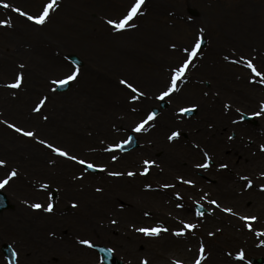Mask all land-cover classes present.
Listing matches in <instances>:
<instances>
[{
	"label": "rangeland",
	"instance_id": "obj_1",
	"mask_svg": "<svg viewBox=\"0 0 264 264\" xmlns=\"http://www.w3.org/2000/svg\"><path fill=\"white\" fill-rule=\"evenodd\" d=\"M0 2L37 14L48 0ZM134 2L58 0L59 7L44 26L32 24L10 8L0 9V21L12 22L11 28L0 27V159L6 162L0 167V180L12 169L18 173L1 189L11 209L0 214V226L5 221L7 229H0V264H7L1 251L5 244L17 253L18 264L24 256L28 264H102L99 255L81 240L110 248L125 264L144 260L194 264L200 253L185 257L177 249L163 247V253L156 255L154 245L167 237L176 241L171 233L182 228V223H195L197 228L184 229L186 239L180 240H194L195 246V239L204 237L208 249L228 245L223 249L229 254L223 264L264 258V246L258 247L264 238V84L259 78L251 82V70L243 63L231 62L254 56L258 69H264V0H146L144 15L132 22L135 27L116 31L107 24L108 19H121ZM235 14L249 16L247 33L226 28L225 21ZM219 27L222 34H216ZM199 37L206 47L189 66L187 81L178 82L180 91L166 98L167 107L161 109L164 101L157 96L169 83L172 67L187 55L182 49H191ZM234 42L240 50L233 49ZM70 55L83 62L78 67L80 74L66 93L53 91L57 86L52 80L77 68L69 62ZM18 74L24 77L21 87H5ZM122 79L143 90L145 97L133 104V94L120 84ZM43 97H48L44 107L34 112ZM188 107L195 108L194 116L180 113ZM156 108L160 111L145 130L134 131ZM258 112L255 121L243 120V115ZM5 120L34 131L36 137L22 136L8 128ZM172 131H179L180 136L169 141ZM134 134L138 140L134 150H106ZM39 139L105 170L87 172L38 143ZM205 152L211 166L198 169ZM145 160L155 164L146 166ZM221 164L228 167L220 168ZM145 168L147 174H141ZM129 171L136 175L129 177ZM112 172L123 175H109ZM181 178L193 184L181 183ZM248 180L252 187L237 191ZM223 182L228 184L220 185ZM166 184L172 187H163ZM232 185L240 187L232 193L227 190ZM33 203L44 207L51 203L53 211L33 209ZM197 204L209 212L199 215ZM253 216L258 217L255 223L240 219ZM22 219L31 224L25 222L21 234L12 222ZM172 219L178 223L171 224ZM165 224L170 227L168 233L160 237L143 234V241L136 242L135 228ZM24 232L35 239H26ZM232 235L239 249L235 255L230 251ZM220 239L227 243L222 241L223 245ZM241 253L243 262L233 260ZM73 257L79 261L69 262Z\"/></svg>",
	"mask_w": 264,
	"mask_h": 264
},
{
	"label": "snow or ice",
	"instance_id": "obj_2",
	"mask_svg": "<svg viewBox=\"0 0 264 264\" xmlns=\"http://www.w3.org/2000/svg\"><path fill=\"white\" fill-rule=\"evenodd\" d=\"M146 0H135V2L132 4L130 9L127 11V13L119 20H113V19H108L107 24H109L114 30L116 31H124L127 28L130 27H135V24L132 22L138 15H144V12L142 11V6L145 5ZM0 7H3L5 9H11L12 11L18 13L20 16L25 17L28 21L32 22V24L37 25V26H44L46 23H48L50 19V15L56 11V9L59 7L58 0H48V2L43 6L42 10L37 13V14H30L27 11L22 10L19 7H14L10 3L7 2H0ZM0 27H6V28H11L12 27V22L10 20H3L0 21ZM203 31V29H201ZM204 43L203 37H199L194 45L189 48H184L182 49L183 52H185L187 55L185 58L181 61L180 64L173 66L171 69V75L169 78V83L159 92L157 99L164 101L166 98L172 96L173 93H178L180 91L178 87V82H186L187 81V74L189 70V66L193 64L194 59L198 56V53L201 51L202 44ZM175 45H172V48L175 49ZM225 59H228V57H225ZM255 57H244L240 56L237 60H233L232 63H243L245 67L251 70V74L253 76V79L251 82L255 83L256 79L259 78V82L264 84V69H258L257 65L254 63ZM20 68H23L24 65L21 64L19 65ZM79 68H75V70L71 71L68 73L64 78L59 79V80H52L51 83L53 85H56L59 88H65L67 87L71 82L76 81L77 77L79 76ZM23 74H18L14 80V82L6 84L5 87L11 88V89H19L22 85L23 82ZM120 84L123 85L125 88L129 89L133 95H131L130 99L133 104H135L137 101L141 100V98L145 97V93L143 90L139 89L137 86H134L132 82H129L127 80H120ZM53 91H56V88L54 87L52 89ZM48 97H43L39 100V102L34 106L33 111L39 113L41 109L44 107ZM194 107H188V108H181L180 113L181 114H186L194 111ZM133 111H135V108H133ZM261 111H264V105L261 106ZM255 115H260V113H256ZM157 116V113L155 111L149 112L146 115V119H143L134 129L136 132H141L142 130H145V125H148L150 121H153ZM44 119H47L45 116ZM7 125L8 128L13 129L15 132L21 134L24 137H29V138H35L36 133L32 130H25L22 127H18L14 123H9L7 120L3 121ZM180 132L179 131H172L171 134L168 136L169 141L176 140L179 138ZM231 138V137H230ZM130 142V141H129ZM38 143L44 145L46 148L50 149L53 153H55L57 156L64 157L68 160L74 161L77 164H80L84 166L85 169H92L95 170L98 166L88 162L84 159L78 158L74 154H69V152L63 150L61 147L53 145L51 143H48L46 140L39 139ZM123 150L124 145L119 144L115 148L110 147L107 148L106 150L108 151H115L116 149ZM261 151H264V145L261 146ZM205 156V161L202 163H198L196 167L198 169H207L211 166V157L208 156V153H204ZM113 160L116 159L115 156L112 157ZM6 162L3 159H0V167H4ZM144 164L146 166H151L154 165V161H148L145 160ZM220 168L226 169L228 167L227 164H221L219 166ZM101 171H104L102 167L100 168ZM148 169L145 168L144 172L141 174H147ZM18 175L17 171L15 169H12L8 176L4 178L3 180H0V189H3L6 185L9 184V181L16 177ZM109 175L113 176H120L123 175V173L120 172H112L109 173ZM129 177L135 176L136 173L129 171L127 173ZM264 175V174H262ZM79 179H83V176L79 177ZM243 179L247 180V177H244ZM181 183L192 185L193 181L191 180H186L181 178ZM248 188L252 187V182L248 180V183L246 185ZM43 187H48L47 185H43ZM163 187H172V185H164ZM101 189H97V191H100ZM261 190H264V187H262ZM212 204H214L217 208H221V205L216 201L212 200ZM33 209L40 210L43 208L44 211H47L51 213L53 211V204L48 203L46 207H44L40 203H33L31 205ZM72 207H77L75 203H73ZM222 211L227 212V213H232L231 208H223ZM235 214V213H232ZM199 215H203V213H199ZM242 220H248L251 219L255 221L257 218L256 217H240ZM112 223L115 224L116 220H112ZM197 228V224L195 223H182V228L177 229L172 231V235L175 237H183L186 235V232L184 229L188 230H195ZM249 228L251 229V225H249ZM135 231L138 233H142L147 237H160L162 233H168L169 229L167 227H137L135 228ZM211 235V234H210ZM81 244L88 245L89 247H93V245L88 241V240H81ZM205 249L203 246H201L199 252H200V257L195 260V264H202V261L205 259L203 253ZM239 259L243 260L244 259V254L241 253L240 256L238 257ZM142 264H148L147 260L142 261ZM175 264H181L180 261H176Z\"/></svg>",
	"mask_w": 264,
	"mask_h": 264
},
{
	"label": "bare ground",
	"instance_id": "obj_3",
	"mask_svg": "<svg viewBox=\"0 0 264 264\" xmlns=\"http://www.w3.org/2000/svg\"><path fill=\"white\" fill-rule=\"evenodd\" d=\"M216 16V18H218L219 17V15L217 14V15H215ZM235 16L236 17H233L232 19H231V21H229L230 20V18H227V20L225 21V23L224 24H226V28L229 30H231V31H236V29L238 30V31H245V33H247L248 32V26H247V23H248V17L249 16H246V17H243V18H240V15H237V14H235ZM243 23V24H242ZM223 24V25H224ZM263 24H264V18H263ZM249 25V24H248ZM238 27V28H237ZM240 27H242V29L240 28ZM222 31H221V28L219 27L217 30H216V34H222L221 33ZM262 34L264 35V29L262 30ZM244 36H246V37H248L247 36V34H244ZM226 40H230V38H226ZM226 175V174H225ZM221 177H225V176H220V178ZM228 183H220V185H227ZM239 188L240 186L239 185H232L231 187H228L227 188V190H229V189H231V192L233 193V189L234 190H236L235 188ZM243 189H250V188H248L246 185H245V187L243 188L242 186H241V188L240 189H238L237 191H239V190H243ZM255 202L257 203L258 201L257 200H255ZM260 205V203L258 202L257 203V206H259ZM2 218H5V217H2ZM4 221V220H3ZM25 222L27 223L28 222V220H24V219H22V220H19V221H16V220H14L13 222H12V226L14 227V229L16 230V231H20V233H21V230H23V228H24V225H25ZM29 223V225L31 224L30 222H28ZM171 224H176V223H178V221H176L175 219H172L171 220V222H170ZM161 224V223H160ZM3 225L5 226V221H4V223H3ZM3 225H1L0 226V229L1 228H3L4 230H7L6 229V227H4ZM164 227H167L168 229L170 228L167 224H165V225H163ZM25 229V228H24ZM189 231V230H188ZM22 234V233H21ZM20 234V235H21ZM23 236L26 238V239H31V240H34L35 239V237L32 235V234H30V235H28L26 232H24L23 233ZM145 236V235H144ZM144 236H143V234L142 233H138V232H135V239H136V242L138 243V244H140L139 242H141V241H143V239H144ZM205 237H208V235L207 234H205L204 235ZM146 237V236H145ZM143 238V239H142ZM179 238H184V239H186L184 236L183 237H176V241H174V240H171L172 239V237H167L166 239H165V241H163L164 243H161V244H159V245H154V247H156V249H157V253H156V255H161L162 253H163V251L162 250H160L161 248H163V247H165V248H168L167 250H169V249H177V251L179 252V254L181 255V256H185V257H187L188 255H192V256H194V255H197V254H199L200 252H199V250H200V248H201V246H203L204 247V249H205V251H204V253H206V255L204 256L205 257V259L203 260L204 262H206V264H212L213 262H215L214 264H223L224 263V261L226 262V258L229 256V254H228V252L226 251V252H224L223 251V249H225V247H228V245H226V246H222L221 244H216L217 246H212L211 247V249H208L207 248V244H208V242L209 241H207L206 239H204V237H203V239H201V238H198V239H195L196 240V243H194V245L195 246H193V244H192V242L194 241L193 239V241H190L189 243H187V240L186 241H184V239H179ZM232 238L234 239L235 237L232 235ZM170 241V242H169ZM222 241H225L226 243H227V240L226 239H220L219 240V242H221L222 243ZM37 244H38V242L37 241H35ZM239 243H241V241L239 242ZM223 244V243H222ZM236 244H237V242H236V240L234 239V241L233 242H230V251H231V254H233V255H235V253L239 250H236ZM176 245H177V248H175L176 247ZM223 245H225V244H223ZM222 247V248H221ZM76 249H78L79 250V248H76ZM73 250V249H72ZM75 250V249H74ZM78 250H76L75 252L77 253V252H79ZM80 252H82V253H84L83 251H81L80 250ZM33 255H34V253H33ZM231 256V255H230ZM25 258H24V260H22L21 261V264H28L27 263V256H24ZM150 259V258H149ZM18 260V259H17ZM77 261H79L78 259H76V258H72L69 262H77ZM34 264V263H33ZM71 264V263H70ZM148 264H150V261H149V263Z\"/></svg>",
	"mask_w": 264,
	"mask_h": 264
},
{
	"label": "water",
	"instance_id": "obj_4",
	"mask_svg": "<svg viewBox=\"0 0 264 264\" xmlns=\"http://www.w3.org/2000/svg\"><path fill=\"white\" fill-rule=\"evenodd\" d=\"M71 61L74 63V64H77V65H80L81 62L80 60L75 57V56H71L70 57ZM69 88V85L65 88H58L59 91H65ZM133 146V143L127 145V146H124L123 149H129ZM9 206H8V201L6 199V197L2 194H0V212H2L3 210L7 209ZM3 251L5 252V254L7 255L8 259L10 260L11 263L14 264V256H13V253L11 252V249L9 247H4L3 248ZM101 252L103 253H107L105 251H102ZM106 263L107 264H121L119 263L118 261H116L115 259L111 258V256H109V254H106ZM257 263H260V261H257Z\"/></svg>",
	"mask_w": 264,
	"mask_h": 264
}]
</instances>
